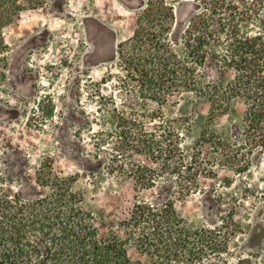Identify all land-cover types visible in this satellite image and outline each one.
<instances>
[{
  "label": "trees",
  "instance_id": "1",
  "mask_svg": "<svg viewBox=\"0 0 264 264\" xmlns=\"http://www.w3.org/2000/svg\"><path fill=\"white\" fill-rule=\"evenodd\" d=\"M41 1L0 0V53L6 48L3 29ZM198 1L203 10L186 24L165 0L146 2L114 58L123 98H104L97 117L109 126L94 136L98 151L111 143L123 156L132 150L150 159L129 169L115 156L117 164L108 169L130 175L135 191L154 187L163 198L153 202L137 195L129 216L118 223L120 231L103 235L83 195L73 190L76 178L53 176L44 167L38 182L49 188L47 194L0 195V264H145L130 258V244L151 256V264H251L249 258L221 259L226 242L216 227L188 228L165 180L174 176L185 196L200 187V176L214 175L206 164L217 161L243 174L264 163V18L242 19L243 26L232 17L220 28L215 16L234 1ZM184 92L209 104L208 125L191 144L179 120L164 113L169 96ZM238 108L242 120L229 135L212 127ZM202 147L210 148L208 160Z\"/></svg>",
  "mask_w": 264,
  "mask_h": 264
},
{
  "label": "rangeland",
  "instance_id": "2",
  "mask_svg": "<svg viewBox=\"0 0 264 264\" xmlns=\"http://www.w3.org/2000/svg\"><path fill=\"white\" fill-rule=\"evenodd\" d=\"M147 1L42 0L26 7L3 29L1 196L47 194L49 188L38 182L44 167L53 176L74 177L73 190L83 195L103 235L120 231L118 223L129 216L137 195L153 202L163 198L154 187L135 191L130 175L118 167L113 173L108 169L109 163L117 164L112 163L115 156L129 169L134 162L150 163L148 156L132 150L123 156L111 149V143L100 151L94 147L98 131L109 129L102 120L97 121L102 118L101 103L104 98L118 102L123 98L114 60L118 45L133 35ZM165 1L176 8L183 24L203 10L198 0ZM233 1V8L219 10L215 16L220 28L232 17L243 26L250 16V22L257 14L264 18V0ZM208 110L207 101L184 92L169 96L164 113L169 120H179L178 128L191 144L207 127ZM241 112L240 108L233 110L212 127L229 135L241 123ZM201 150L208 160L210 148ZM205 166L214 175L200 176V187L185 196L179 193L174 176L165 177L172 184L169 192L178 214L191 230L217 228L226 242L221 259L237 262L249 258L251 264H264V163L253 164L243 174L217 161ZM128 251L132 260L153 261L134 244Z\"/></svg>",
  "mask_w": 264,
  "mask_h": 264
}]
</instances>
